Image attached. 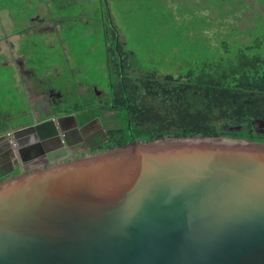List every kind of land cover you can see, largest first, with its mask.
<instances>
[{"label":"water","instance_id":"1","mask_svg":"<svg viewBox=\"0 0 264 264\" xmlns=\"http://www.w3.org/2000/svg\"><path fill=\"white\" fill-rule=\"evenodd\" d=\"M31 129L13 140L51 136ZM0 264H264V143L165 137L9 176Z\"/></svg>","mask_w":264,"mask_h":264},{"label":"rangeland","instance_id":"2","mask_svg":"<svg viewBox=\"0 0 264 264\" xmlns=\"http://www.w3.org/2000/svg\"><path fill=\"white\" fill-rule=\"evenodd\" d=\"M107 2L125 50L134 55L130 62L141 71L180 74L259 42L262 47L246 53H264V0ZM105 17L98 0H0V118L11 115L5 125L25 121L15 60L31 72L28 85L35 90L62 89L67 81L65 98L76 84L108 91Z\"/></svg>","mask_w":264,"mask_h":264},{"label":"trees","instance_id":"3","mask_svg":"<svg viewBox=\"0 0 264 264\" xmlns=\"http://www.w3.org/2000/svg\"><path fill=\"white\" fill-rule=\"evenodd\" d=\"M98 2L108 22L102 36L113 70L111 104L127 108L130 129L139 131L130 143L136 138L154 141L165 137H229L264 143V136L255 132V124L264 120V53H246L263 44L180 74L141 71L130 62L134 55L125 50L111 22L107 0ZM80 107L76 103L71 111ZM12 128L0 121V134ZM228 128L240 131L227 132Z\"/></svg>","mask_w":264,"mask_h":264},{"label":"flooded vegetation","instance_id":"4","mask_svg":"<svg viewBox=\"0 0 264 264\" xmlns=\"http://www.w3.org/2000/svg\"><path fill=\"white\" fill-rule=\"evenodd\" d=\"M7 45L11 49V44ZM15 63L20 78L24 80L22 89L25 106L21 112L24 117H21L25 121L16 123L10 131L0 134V137H9L0 141V157L4 160L0 166V181L19 173L28 174L39 168L128 145L132 143L129 139H132L135 133L139 135V131L134 132L130 129L126 116L127 108L123 110L111 104V96L114 93L113 77L110 75L112 69L109 66L106 74L107 92L100 90L95 84H76L72 92L65 93L67 94L65 98L62 92L66 91L67 81L63 83L62 89H55L49 85L35 90L32 84L28 85L32 78L31 72L25 68L21 69L22 64L19 60H15ZM78 96L82 98V104L75 102V97ZM74 103L81 107L71 111ZM40 123H47L49 131L51 130L48 139H40L35 132L30 134L33 130L31 128ZM258 124H255V132L264 136V120ZM19 129L31 130L25 136L13 140V132ZM136 141L142 139H133V143ZM10 161L12 167L8 165Z\"/></svg>","mask_w":264,"mask_h":264},{"label":"crops","instance_id":"5","mask_svg":"<svg viewBox=\"0 0 264 264\" xmlns=\"http://www.w3.org/2000/svg\"><path fill=\"white\" fill-rule=\"evenodd\" d=\"M7 65V64H6ZM24 67V66H23ZM16 68V67H15ZM25 68V67H24ZM19 74V73H18ZM18 76V77H17ZM14 78H18V81L19 82H23L24 80L23 79H21L20 80V75H17V72L14 74V76H13ZM10 102H12V100L10 101ZM5 118H0V121H1V123H3V124H6V122H7V118L8 117H11V115H9V116H4ZM14 117V116H13ZM13 127V126H12ZM8 131H10V130H8ZM2 161H4L1 157H0V166H1V164L3 165V163H2ZM8 165L10 166V167H12L11 165H12V163H11V161L10 162H8Z\"/></svg>","mask_w":264,"mask_h":264}]
</instances>
